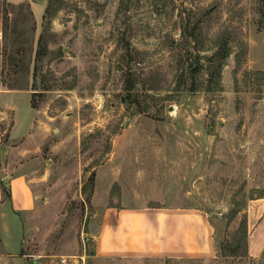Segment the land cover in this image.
<instances>
[{
	"label": "rangeland",
	"instance_id": "374dc122",
	"mask_svg": "<svg viewBox=\"0 0 264 264\" xmlns=\"http://www.w3.org/2000/svg\"><path fill=\"white\" fill-rule=\"evenodd\" d=\"M48 4L0 0V264H264V0ZM147 206L205 211L216 257H97L104 210Z\"/></svg>",
	"mask_w": 264,
	"mask_h": 264
},
{
	"label": "crops",
	"instance_id": "0c3cea01",
	"mask_svg": "<svg viewBox=\"0 0 264 264\" xmlns=\"http://www.w3.org/2000/svg\"><path fill=\"white\" fill-rule=\"evenodd\" d=\"M15 92L20 91H10L7 94ZM4 104V108L11 111L13 128H18L21 125V119L17 107L10 103L11 106H8L3 99L2 105ZM0 114H2L1 111ZM32 121V117L29 118L24 134H28L30 125L33 126ZM1 150L0 144V170L5 167ZM9 187L10 209H6L5 216L10 213L18 217L19 213L33 210L36 198L23 176L9 177ZM257 213L262 212L255 209V215ZM249 217H252V213ZM10 224L11 222L4 220V225L11 226ZM263 226L264 220L258 225V236L251 239V255H253V249L261 248V240L264 237ZM99 228L95 236V245L96 256L101 258L210 260L217 255L214 227L208 214L197 208L107 207L103 212Z\"/></svg>",
	"mask_w": 264,
	"mask_h": 264
},
{
	"label": "trees",
	"instance_id": "16d2710c",
	"mask_svg": "<svg viewBox=\"0 0 264 264\" xmlns=\"http://www.w3.org/2000/svg\"><path fill=\"white\" fill-rule=\"evenodd\" d=\"M46 12L47 13H50V0H49V4H48V9L46 10ZM190 26L189 25H187V26H185L184 27V29H185V31H187L188 29H190L189 28ZM194 29L196 28V27H198V25L197 24H195L194 26ZM187 29V30H186ZM221 53H222V58L223 59H226L227 57H228V55H229V52L228 51H226L225 49H221ZM217 55H219V54H217ZM222 65H220V67H219V69H218V71H217V73H216V75L214 74L212 77H214V76H217V74L219 75V74H221V71H222ZM192 72H193V76L195 75V74H198V73H200V69H198V68H193L192 70H191ZM128 76L129 77H132V74L131 73H129L128 74ZM213 79V78H212ZM32 107L33 108H35L36 107V105L34 104V102H33V105H32ZM95 174H93L91 177H90V183H91V187L93 188V184H94V181H95V176H94ZM242 231H243V239H244V242H245V245H246V240H245V238L247 237V222H246V220L244 221V226H243V228L241 229ZM241 238H242V236L241 237H239V238H237L238 240H236V239H234L235 240V242H239V241H241ZM222 244V243H221ZM226 250V248H225V246L224 245H220L219 246V254L221 255V256H227V257H234V256H240V250L238 249V248H231V251H232V254L231 255H227L226 253H224V251ZM94 252H92V254H93Z\"/></svg>",
	"mask_w": 264,
	"mask_h": 264
},
{
	"label": "built area",
	"instance_id": "2783aa9c",
	"mask_svg": "<svg viewBox=\"0 0 264 264\" xmlns=\"http://www.w3.org/2000/svg\"><path fill=\"white\" fill-rule=\"evenodd\" d=\"M76 261L70 259V258H61L59 260L60 264H74Z\"/></svg>",
	"mask_w": 264,
	"mask_h": 264
}]
</instances>
